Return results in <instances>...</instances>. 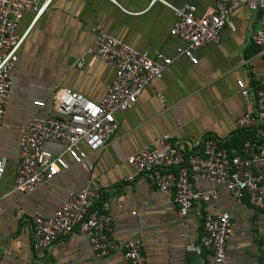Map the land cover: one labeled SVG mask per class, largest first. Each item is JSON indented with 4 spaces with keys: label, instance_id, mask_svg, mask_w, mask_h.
<instances>
[{
    "label": "crops",
    "instance_id": "crops-1",
    "mask_svg": "<svg viewBox=\"0 0 264 264\" xmlns=\"http://www.w3.org/2000/svg\"><path fill=\"white\" fill-rule=\"evenodd\" d=\"M151 1L52 0L36 21L31 13L22 16L16 34L26 35L11 70L0 122V157L6 161L0 182V264H129L120 252L95 258L78 231L46 249L33 247L28 214L50 217L69 192L89 185L107 203L111 240L118 245L140 242L146 264H217L212 253L201 247L205 217L216 212H227L232 224L223 264H264V210L246 201L238 204L220 184L198 179V187L215 191L216 197L195 203L182 217L173 194L160 192L149 176L127 181L133 170L126 163L130 155L163 136L186 146L212 137L225 150H237L244 141L255 139L252 130H238L236 121L254 110L252 99L243 98L241 90L260 88L264 74V54L252 42L260 13L245 8L233 11L232 28L221 30L218 43L196 50L197 63L192 64L179 54L182 40L170 35L173 11ZM164 1L174 7L193 4L201 14L218 0ZM93 28L151 59L162 55L172 63L160 79L144 87L131 109L114 113L117 129L100 152L88 153L76 165L64 154L70 165L67 171L30 193L19 194L14 190L18 141L27 123L49 115L50 104L63 89L98 103L112 83L114 69L100 61L90 62L85 55L95 39ZM82 56L85 62L79 67ZM36 102L46 105L38 107ZM44 148L52 153L63 149L50 142ZM189 245L200 252L189 250Z\"/></svg>",
    "mask_w": 264,
    "mask_h": 264
},
{
    "label": "built area",
    "instance_id": "built-area-1",
    "mask_svg": "<svg viewBox=\"0 0 264 264\" xmlns=\"http://www.w3.org/2000/svg\"><path fill=\"white\" fill-rule=\"evenodd\" d=\"M109 1L115 3V0ZM155 1L173 11L175 21L170 35L182 40L179 54L192 64L197 63L196 50L209 43H218L221 30L225 26L232 28L230 15L240 8L260 13V27L253 34L252 42L259 53L264 54V0H218L201 14H197L196 7L190 3L174 7L164 0L151 2ZM51 3L52 0H0V122L5 115L12 83L11 70L26 35L16 34L18 24L25 13L33 14V22L36 21ZM92 32L95 39L85 55L90 62L100 61L114 69L112 83L98 103L78 92L63 89L50 104L49 115L33 118L27 123L18 141L14 190L19 194L30 193L67 171L70 165L64 154L76 165L88 153L100 152L117 129L114 113L131 109L144 87L160 79L172 63L170 58L162 55L151 59L146 53L136 51L99 28H93ZM84 62L82 56L77 65L80 67ZM240 94L245 99H252L254 110L242 114L236 127L238 130H252L255 136V140L243 142L241 152L221 149L218 140L212 137L187 142L186 146L163 136L154 140L151 147L126 159L133 170L127 181L149 176L160 192L173 194L182 217L187 216L195 203L210 202L216 197L215 191L200 189L198 179L220 184L238 204L246 201L253 208L264 210V74L260 88L252 92L242 89ZM158 100L164 104L162 96L158 95ZM35 105L45 107L46 104L36 102ZM46 142L61 145L63 149L52 153L44 148ZM5 164V159L0 157V182ZM97 201H101L100 206ZM28 218L32 224V245L37 250L46 249L78 231L87 239L97 259L120 252L129 264H146L140 242L127 241L118 245L111 240L112 222L107 203L90 185L69 192L52 216L31 212ZM231 226L227 212L205 217L201 247L212 253L217 264L226 260L225 248ZM188 249L200 252L199 247L192 245Z\"/></svg>",
    "mask_w": 264,
    "mask_h": 264
},
{
    "label": "trees",
    "instance_id": "trees-1",
    "mask_svg": "<svg viewBox=\"0 0 264 264\" xmlns=\"http://www.w3.org/2000/svg\"><path fill=\"white\" fill-rule=\"evenodd\" d=\"M241 131V130H240ZM255 137V136H254ZM252 140H255L254 138ZM243 144V143H242ZM242 144H241V147L237 150H239L241 152V148H242ZM222 149V148H221Z\"/></svg>",
    "mask_w": 264,
    "mask_h": 264
}]
</instances>
